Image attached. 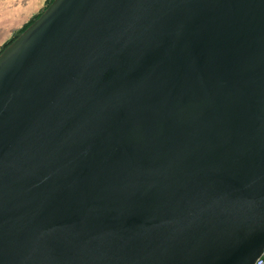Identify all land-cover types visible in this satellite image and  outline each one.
Masks as SVG:
<instances>
[{
    "label": "water",
    "instance_id": "obj_1",
    "mask_svg": "<svg viewBox=\"0 0 264 264\" xmlns=\"http://www.w3.org/2000/svg\"><path fill=\"white\" fill-rule=\"evenodd\" d=\"M264 0H54L0 54V264H255Z\"/></svg>",
    "mask_w": 264,
    "mask_h": 264
},
{
    "label": "crops",
    "instance_id": "obj_2",
    "mask_svg": "<svg viewBox=\"0 0 264 264\" xmlns=\"http://www.w3.org/2000/svg\"><path fill=\"white\" fill-rule=\"evenodd\" d=\"M47 0H0V48L29 19L41 11Z\"/></svg>",
    "mask_w": 264,
    "mask_h": 264
},
{
    "label": "trees",
    "instance_id": "obj_3",
    "mask_svg": "<svg viewBox=\"0 0 264 264\" xmlns=\"http://www.w3.org/2000/svg\"><path fill=\"white\" fill-rule=\"evenodd\" d=\"M54 0H47L45 3L44 8L39 11L37 14H35L34 16H32L29 21L27 23H25L19 30H17L11 37V39H9L6 43H4L2 45V47L0 48V54L1 52L7 47L9 46L20 34H22L26 28H28L41 14L42 12H44L46 10V8L53 2Z\"/></svg>",
    "mask_w": 264,
    "mask_h": 264
},
{
    "label": "built area",
    "instance_id": "obj_4",
    "mask_svg": "<svg viewBox=\"0 0 264 264\" xmlns=\"http://www.w3.org/2000/svg\"><path fill=\"white\" fill-rule=\"evenodd\" d=\"M255 264H264V249L262 250L260 256L256 259Z\"/></svg>",
    "mask_w": 264,
    "mask_h": 264
}]
</instances>
